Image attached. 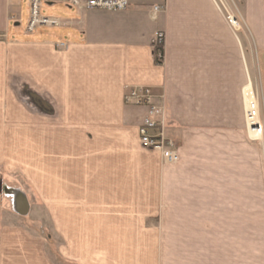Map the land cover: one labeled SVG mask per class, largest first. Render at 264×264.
<instances>
[{"label":"crops","instance_id":"obj_1","mask_svg":"<svg viewBox=\"0 0 264 264\" xmlns=\"http://www.w3.org/2000/svg\"><path fill=\"white\" fill-rule=\"evenodd\" d=\"M234 1L236 31L213 0H130L110 13L62 3L57 25L24 40L21 0H0L12 52L0 57V169L32 194L0 181V264H264V163L242 96L253 64L264 124V0ZM135 86L163 95L189 184H170L173 169L140 146L148 108L123 103ZM39 209L51 235L34 230Z\"/></svg>","mask_w":264,"mask_h":264},{"label":"built area","instance_id":"obj_2","mask_svg":"<svg viewBox=\"0 0 264 264\" xmlns=\"http://www.w3.org/2000/svg\"><path fill=\"white\" fill-rule=\"evenodd\" d=\"M216 7L225 16L227 23L239 30L240 20L237 12L222 0H213ZM29 6V18L26 26L28 33L34 32L41 26H54L58 24L55 17L44 15L41 9L44 4L64 3L67 5L88 10H102L106 12H119L128 8L130 0H27ZM161 6H154L153 11L161 10ZM164 33L158 31L152 40L154 56L157 62L163 59ZM244 99V119L246 129L251 137L258 138L262 134L260 122L259 103L251 84L242 87ZM161 95H156L148 86L130 87L123 94V103L129 106H145L148 113L138 127V140L142 148L157 153L161 160L167 164L176 163L179 159V151L175 141L165 134V114L160 101Z\"/></svg>","mask_w":264,"mask_h":264},{"label":"rangeland","instance_id":"obj_3","mask_svg":"<svg viewBox=\"0 0 264 264\" xmlns=\"http://www.w3.org/2000/svg\"><path fill=\"white\" fill-rule=\"evenodd\" d=\"M223 2H224V4L225 5H228V6H230L232 9H234V11L235 12H237V14H238V17H239V20H240V28H241V26L243 27H245V21H244V17H243V15H242V13H241V9H240V7H239V5H237L236 4V2L234 1V0H222ZM218 2H219V0H218ZM219 4H220V2H219ZM220 7H221V9H222V11H223V7L221 6V4H220ZM63 10H65V5H63L62 3H55L54 5H48V4H44L43 5V7H42V9H41V12H42V14H44V15H56V13H57V15H62L63 13H64V11ZM28 11H29V6H28V2L26 1V0H21V3H20V14H19V18H20V20H18L21 24H20V26H19V35L17 36L18 38H21V39H24V40H27L29 37L28 36H26V34H31V33H28V32H26V26H27V22H28V18H29V14H28ZM108 13V12H107ZM110 13V12H109ZM222 13V12H221ZM229 25V24H228ZM12 26V28H13V25H11ZM230 26V25H229ZM44 27V26H43ZM231 27V26H230ZM232 28V27H231ZM239 28V29H240ZM233 29V28H232ZM242 29V28H241ZM233 30H237V29H233ZM44 31H47L46 29L44 30ZM48 33H50V31L48 32ZM12 54V52L10 51V49L9 48H2V49H0V57H7V56H9V55H11ZM3 67H5V65H2ZM1 66V67H2ZM2 67V68H3ZM6 67H7V65H6ZM255 68H256V66L255 65H253V64H251V66H250V71H251V76H252V78H251V80L250 81H248L246 84H251V86H252V89H253V91H254V93H255V95H256V98H257V100H258V103H259V112H260V107H261V103H262V96H261V91H260V88H259V84H258V80H255L254 79V77H255ZM254 75V76H253ZM257 75V74H256ZM257 77V76H256ZM14 79H16V78H14ZM7 83H8V85H9V87L7 88V89H12L11 90V92H12V94H15L14 93V85H16L17 87L19 86V83H20V81L19 80H11V77H10V79L7 81ZM153 91V90H152ZM154 92V91H153ZM161 97H163V95H161ZM7 100L8 99V97L7 96H5V98L3 97V100ZM161 100H163V98L161 99ZM161 100H160V102H161ZM161 104L163 105V103L161 102ZM163 112H164V114H165V126H166V116H167V111H166V109H165V106L163 105ZM260 118H261V113H260ZM260 122H261V124H262V134L256 139V138H254V137H251V136H249V138H251V139H253V140H256L257 141V144H258V146H259V151H260V153H261V155H262V157H263V163H264V124H263V120H261L260 119ZM247 130V129H246ZM248 133V132H247ZM172 138V137H171ZM174 141H175V143H176V145H177V148H179L181 145H180V141H179V139L178 138H172ZM161 159V158H160ZM160 162H159V164H160V168L163 170V169H167V168H170V169H173L172 171H171V176H170V180H169V183L170 184H173V183H176V184H189V174H187V173H189V165H185V166H183L184 164H189V161H186V163L184 162V164H178L177 162L176 163H173V164H167V163H164L162 160H159ZM0 168H3L2 166H0ZM20 169V168H19ZM5 172H7V171H5ZM7 173H12V174H10V175H8V176H6V174L4 173V172H2L1 171V169H0V181H1V183L2 184H6L7 186H18V187H20V188H22L23 190H25V191H27V194H28V196H30L31 197V190H30V188L27 186V183H26V179H25V176L23 175V174H21L22 172H13V171H9V172H7ZM177 177H176V176ZM10 176V177H9ZM36 198L34 197V200H35ZM3 206V205H2ZM160 207H161V209L163 210V212H164V210H165V208H166V205L164 204V203H161L160 204ZM1 216L3 217V216H6V213H5V211L4 210H1L0 209V219H2L1 218ZM38 217H39V219L42 221V224L43 225H41V229H40V227H37L36 228V226H33L34 227V230L35 231H37L38 229L40 230V231H42V232H44V233H47V234H50V230H49V226H48V223H47V221H46V219H44V218H42V216H41V210L39 209L38 210ZM41 217V218H40ZM3 220V219H2ZM162 224L164 223V222H169V218H167V219H165V217H162ZM162 227H166V224H164V225H162ZM183 228H189V226H187V225H184V226H182ZM51 235V234H50ZM51 238V237H50ZM50 243H51V248H53L54 247V245L56 244V241H54V239H52L51 238V240H50ZM178 244L179 245H181V246H183L184 248H186V247H188L189 248V246H187V245H189V240H184V241H181V242H178ZM186 250V249H185ZM52 251V250H51ZM54 252V251H53ZM52 252V254L54 255V253ZM54 258H55V260H56V257H55V255H54Z\"/></svg>","mask_w":264,"mask_h":264}]
</instances>
